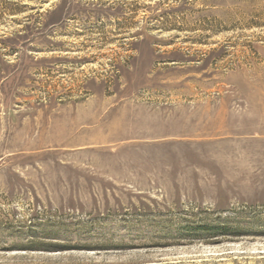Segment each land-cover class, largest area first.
<instances>
[{"label": "rangeland", "instance_id": "rangeland-1", "mask_svg": "<svg viewBox=\"0 0 264 264\" xmlns=\"http://www.w3.org/2000/svg\"><path fill=\"white\" fill-rule=\"evenodd\" d=\"M0 264H264V0H0Z\"/></svg>", "mask_w": 264, "mask_h": 264}]
</instances>
